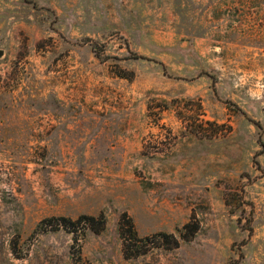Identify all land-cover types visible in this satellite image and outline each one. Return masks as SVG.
I'll list each match as a JSON object with an SVG mask.
<instances>
[{"label":"rangeland","instance_id":"obj_1","mask_svg":"<svg viewBox=\"0 0 264 264\" xmlns=\"http://www.w3.org/2000/svg\"><path fill=\"white\" fill-rule=\"evenodd\" d=\"M0 53V264H264V0H0Z\"/></svg>","mask_w":264,"mask_h":264},{"label":"trees","instance_id":"obj_2","mask_svg":"<svg viewBox=\"0 0 264 264\" xmlns=\"http://www.w3.org/2000/svg\"><path fill=\"white\" fill-rule=\"evenodd\" d=\"M86 219L91 222H95L94 217L82 216L81 219ZM58 221L65 222L64 218H58ZM100 226L104 224V219L100 217ZM60 225L66 227L65 224H56L55 229H59ZM118 233L122 241V253L125 260H134L138 258L143 252H140L145 247L144 242L147 238H138L131 219L127 214H121L118 221ZM102 229V228H101ZM99 230H94L98 233ZM197 231V224L189 222L185 224L181 230L177 231V235L157 233L156 236L164 239L163 248L165 249H177L181 242H189L194 238ZM138 243V244H137ZM141 244V246H139ZM166 246V247H164Z\"/></svg>","mask_w":264,"mask_h":264},{"label":"crops","instance_id":"obj_3","mask_svg":"<svg viewBox=\"0 0 264 264\" xmlns=\"http://www.w3.org/2000/svg\"><path fill=\"white\" fill-rule=\"evenodd\" d=\"M147 236H149V235H146V236H144V237H147Z\"/></svg>","mask_w":264,"mask_h":264},{"label":"water","instance_id":"obj_4","mask_svg":"<svg viewBox=\"0 0 264 264\" xmlns=\"http://www.w3.org/2000/svg\"><path fill=\"white\" fill-rule=\"evenodd\" d=\"M1 54V53H0Z\"/></svg>","mask_w":264,"mask_h":264}]
</instances>
